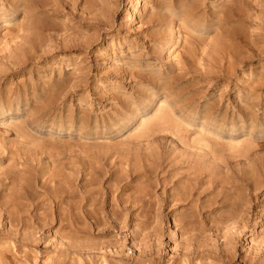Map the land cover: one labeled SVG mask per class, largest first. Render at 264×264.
Segmentation results:
<instances>
[{
  "label": "rangeland",
  "instance_id": "1",
  "mask_svg": "<svg viewBox=\"0 0 264 264\" xmlns=\"http://www.w3.org/2000/svg\"><path fill=\"white\" fill-rule=\"evenodd\" d=\"M0 264H264V0H0Z\"/></svg>",
  "mask_w": 264,
  "mask_h": 264
},
{
  "label": "bare ground",
  "instance_id": "2",
  "mask_svg": "<svg viewBox=\"0 0 264 264\" xmlns=\"http://www.w3.org/2000/svg\"><path fill=\"white\" fill-rule=\"evenodd\" d=\"M37 5V4H36ZM55 5V4H54ZM41 7V6H40ZM51 8V7H50ZM52 9V8H51ZM163 117V115L161 116V118ZM165 117V116H164ZM168 118V117H167ZM162 120V119H161ZM259 221V220H258Z\"/></svg>",
  "mask_w": 264,
  "mask_h": 264
}]
</instances>
